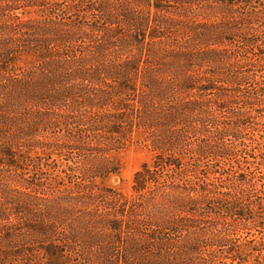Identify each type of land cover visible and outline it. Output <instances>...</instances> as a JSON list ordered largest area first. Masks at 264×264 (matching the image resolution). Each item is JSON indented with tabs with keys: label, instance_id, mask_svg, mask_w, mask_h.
I'll return each mask as SVG.
<instances>
[{
	"label": "trees",
	"instance_id": "trees-1",
	"mask_svg": "<svg viewBox=\"0 0 264 264\" xmlns=\"http://www.w3.org/2000/svg\"><path fill=\"white\" fill-rule=\"evenodd\" d=\"M259 1L0 0V264H244L239 232L264 218ZM134 132L153 156L126 196L100 179ZM55 170L79 174L67 214Z\"/></svg>",
	"mask_w": 264,
	"mask_h": 264
},
{
	"label": "rangeland",
	"instance_id": "rangeland-1",
	"mask_svg": "<svg viewBox=\"0 0 264 264\" xmlns=\"http://www.w3.org/2000/svg\"><path fill=\"white\" fill-rule=\"evenodd\" d=\"M255 1L256 2L254 4L257 5V0ZM259 2L264 3V0H260ZM262 109H264V105L262 106ZM259 125L260 124H255L254 129L245 131V136L250 137L251 140L254 139V142L250 145L249 151L250 153H253L254 156H249L248 160L251 162L250 165L255 172L256 178L260 179L264 183V129L262 130ZM111 154L115 161L112 164L114 170L110 171L102 179H100V181H102L101 185L104 187H109L123 195L130 196V194H132L130 185L134 172L143 162L149 161L152 158L153 151L150 150V148L145 144V141L142 139L141 135L137 132H134L132 135H130L129 139L123 142L121 147L113 149ZM54 158H57V161ZM65 158H67V156H65ZM65 158L56 157L55 155L52 157L50 155L49 158L42 159V161L50 162L52 168L50 166L49 168L52 170L55 169L57 163H59L58 167H62L63 170H66V172L71 171L69 170L70 168L77 171L76 164L72 163L73 159L69 162H66L67 160ZM65 162L69 163L70 166L66 167L65 164L62 165ZM91 163H93V161L86 162L85 166L90 167ZM76 175L79 176V174L76 172L74 174H66L64 172H59V170H55L52 174H50L51 179L49 181V185L55 187V192L53 194L54 197L51 200H54L55 204L58 205L56 206L58 207V213L62 212L67 214V209L70 211L73 210V208L69 206V200L71 199L72 195L70 192H68V190H72V185H74V188L77 187V189H81L82 186L81 183L77 181L78 178L76 179ZM87 179L91 183V178L87 177ZM95 179H99V176L95 177ZM63 189H65L66 192H62ZM85 192L86 196L91 194V190L90 192ZM260 226L261 227H256L257 229L251 228L247 232H239L241 235L240 241L242 242V245H240L238 252L240 257L245 259V262H243L244 264H254V262L257 260L261 263H264V228L262 227L264 226V218L260 219ZM5 244L14 245V243L8 244L7 240ZM0 245H3L2 240H0ZM76 245L78 244L75 243V247ZM257 247H261L263 250L258 253L256 250L252 249Z\"/></svg>",
	"mask_w": 264,
	"mask_h": 264
}]
</instances>
